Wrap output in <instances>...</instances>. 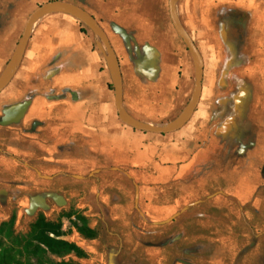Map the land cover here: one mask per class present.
<instances>
[{"label":"crops","instance_id":"obj_1","mask_svg":"<svg viewBox=\"0 0 264 264\" xmlns=\"http://www.w3.org/2000/svg\"><path fill=\"white\" fill-rule=\"evenodd\" d=\"M48 1L0 0V74L27 18ZM63 1L106 30L133 116L152 124L179 116L195 66L170 0ZM236 10L253 20L254 60L240 69L224 19ZM178 14L205 63L202 96L184 127L159 134L123 122L102 40L83 31L79 18L51 12L35 23L19 69L0 92V144L74 177H134L143 212L166 235L156 264H244L249 245L254 264H264V0H179ZM160 208L181 218L156 223L167 220L155 215Z\"/></svg>","mask_w":264,"mask_h":264},{"label":"rangeland","instance_id":"obj_2","mask_svg":"<svg viewBox=\"0 0 264 264\" xmlns=\"http://www.w3.org/2000/svg\"><path fill=\"white\" fill-rule=\"evenodd\" d=\"M24 157L0 144V264H156L166 235L143 212L134 177H74ZM245 258L254 264L250 252Z\"/></svg>","mask_w":264,"mask_h":264},{"label":"water","instance_id":"obj_3","mask_svg":"<svg viewBox=\"0 0 264 264\" xmlns=\"http://www.w3.org/2000/svg\"><path fill=\"white\" fill-rule=\"evenodd\" d=\"M178 3L179 0H170V13L173 24L181 36L183 41L188 47V50L193 58L195 66V86L191 95V98L182 112L175 119L165 123V124H152L143 121L135 116H133L126 108L124 104V89H123V77L120 67L119 58L114 50V47L110 41V38L99 23V21L85 8L63 0H51L42 4H39L29 15L26 20L24 30L16 46V49L8 62L5 70L0 76V92L11 82L15 76L21 62L23 60L26 47L28 45L33 27L35 23L43 16L51 12H63L71 14L79 18L85 25H87L103 42L107 54L110 58L111 73L113 79V86L115 92L116 106L118 114L123 122L126 124L147 132L166 134L176 132L177 130L184 127L190 119L193 117L201 96L203 92V80H204V59L203 56L193 40L192 36L189 34L185 26L183 25L179 14H178ZM76 177H82L81 175H76ZM177 214L173 215L167 220L156 222L164 223L175 219Z\"/></svg>","mask_w":264,"mask_h":264},{"label":"trees","instance_id":"obj_4","mask_svg":"<svg viewBox=\"0 0 264 264\" xmlns=\"http://www.w3.org/2000/svg\"><path fill=\"white\" fill-rule=\"evenodd\" d=\"M227 23L229 39L233 41L236 45L235 47H229V54L232 55L234 50H237L236 58L240 60L238 64H235L236 69L243 68L249 65L254 60V54L249 52L248 49L252 45L250 35L252 34L253 20L251 14L247 11L236 10L230 11L224 18ZM82 30H91L87 25L82 22ZM111 89H114L113 83L110 84ZM40 219L38 218L35 222L38 223ZM44 227L50 225L46 219L44 220ZM242 221V220H241ZM55 225V223L53 224ZM56 226V225H55ZM51 245L50 243H48ZM47 244V245H48ZM66 245H69L68 243ZM72 246V245H69ZM252 247L247 246V252H251ZM251 254V253H250Z\"/></svg>","mask_w":264,"mask_h":264}]
</instances>
